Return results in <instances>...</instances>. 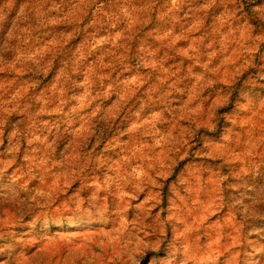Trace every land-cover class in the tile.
Listing matches in <instances>:
<instances>
[{"label": "rangeland", "instance_id": "rangeland-1", "mask_svg": "<svg viewBox=\"0 0 264 264\" xmlns=\"http://www.w3.org/2000/svg\"><path fill=\"white\" fill-rule=\"evenodd\" d=\"M97 1L0 9V264H264V0ZM142 19L170 60L113 88Z\"/></svg>", "mask_w": 264, "mask_h": 264}, {"label": "trees", "instance_id": "trees-1", "mask_svg": "<svg viewBox=\"0 0 264 264\" xmlns=\"http://www.w3.org/2000/svg\"><path fill=\"white\" fill-rule=\"evenodd\" d=\"M20 1L21 0H0V9L2 8V4H6L9 2L10 4L13 3V7H16ZM101 4H102V11L104 10L106 11L109 8L110 4L112 5L115 4V0H98L96 2V5H101ZM91 10L88 16H91L93 12ZM16 15L17 13L15 11L14 13L12 12V15L8 18V21L13 20L14 22ZM0 16H4V15L1 14ZM145 20L146 19H142L130 25L131 28L129 29L126 28V30L123 32V38L116 46V49L114 50L112 49L109 51V53H107V55L109 54L110 56L108 55L109 57H107L103 62L104 64H106V67L104 69V73H105L104 76L107 80L110 81L112 80L114 82L111 83L112 84L111 86H113V88H116L118 85L119 87L128 85L129 81L131 80V77L129 76L131 72L139 73L140 76L150 74L151 79L153 80L155 78V75L154 72L152 71V68L155 67L159 68V66L165 67L167 65V62L170 60V58L165 59L157 56L156 57L157 65L155 64H154L155 66L153 65L155 56H153L154 54H152L150 52L151 50L149 51L148 49L151 47L150 38L154 33V31H152L153 30L152 23L147 24ZM86 24L87 23H84L83 25ZM112 25H113V21L111 22L106 21L103 23L102 27L99 28L100 30L107 31L109 28H111ZM92 30H94V28L89 27V30L86 33V35L89 37V39L87 40L90 42H92V40H95V37H93L94 31ZM84 48L86 54L85 60L87 61L86 62L87 65L85 66L84 69H82V82L85 83V96H87L88 101L92 102L96 98L101 99L107 94L106 89L100 88L103 85V83H106V81L104 80L103 75L101 76L102 77L101 79V77H97L94 74L95 72L101 70V68L99 67V61L96 59L97 55L95 54V51L89 53L86 45L84 46ZM54 71L55 70L53 69L51 71V74ZM124 77L126 78L124 79ZM123 81L125 83H123ZM148 83L149 81L146 83L147 85L143 87L145 90L148 88V85H151ZM109 93H111L116 99L122 101L121 99L127 100L129 95L133 94V91L130 90L129 93H125V91H122V89H120L119 91L118 90L113 92L110 91ZM141 93L142 92H137L135 94L140 95ZM94 107L95 106L91 105L88 111L93 110ZM118 110H119L118 108L117 110H114L115 114L113 116H116V112H118ZM101 125L105 126L103 132L99 131L102 128ZM109 130L110 127H108L106 124L99 123V127L97 131H99L98 132L99 136H103L102 137L103 141L107 140Z\"/></svg>", "mask_w": 264, "mask_h": 264}]
</instances>
